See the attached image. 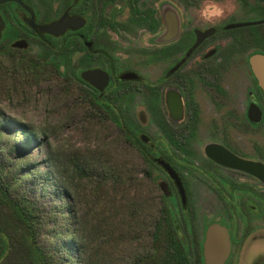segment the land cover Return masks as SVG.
I'll list each match as a JSON object with an SVG mask.
<instances>
[{
    "label": "flooded vegetation",
    "instance_id": "af4514ba",
    "mask_svg": "<svg viewBox=\"0 0 264 264\" xmlns=\"http://www.w3.org/2000/svg\"><path fill=\"white\" fill-rule=\"evenodd\" d=\"M180 1L0 0V68H7L4 59L27 52L33 44L73 42L77 96L90 106V116L99 114L119 124L157 125L159 135L154 140L141 136L142 146L134 148L144 175L149 177L148 169L156 165L167 178L170 190L161 189V197L171 195L178 201L186 231L195 218L189 203L199 196L192 190L195 182L202 183V263L205 231L216 223L228 236L221 264H264V134L257 131L264 123V97L249 65L251 53L241 60L240 50L245 42L255 44L264 16L189 27ZM186 1L187 7L199 11L200 2ZM65 17L77 19L75 27L67 26L59 34L44 29ZM246 22L254 23L227 27ZM99 30L110 32L109 50L98 47ZM98 57L104 64L95 63ZM93 69L108 75L103 89L82 77ZM257 112L260 120L254 121ZM165 164L176 172L185 202Z\"/></svg>",
    "mask_w": 264,
    "mask_h": 264
},
{
    "label": "rangeland",
    "instance_id": "374dc122",
    "mask_svg": "<svg viewBox=\"0 0 264 264\" xmlns=\"http://www.w3.org/2000/svg\"><path fill=\"white\" fill-rule=\"evenodd\" d=\"M195 1L201 4L199 11L195 7H187L186 0L180 1L184 4L182 14L188 26L206 27L232 19L264 16L260 10V6H264L263 0H248L246 5L241 4L244 0ZM251 2L256 5L257 12L253 11ZM100 32L98 47L109 50L106 38L111 34L107 31L104 35V30V33ZM242 33L245 34V29ZM228 34L224 32L222 35ZM257 34L264 38V25H258ZM244 44L240 46L241 60L247 53L253 54L255 49L249 42ZM74 46L73 43V51ZM71 58L68 68L57 67L50 56L47 57L45 46L33 44L27 52L4 59L8 62L7 68H0V127L4 126L0 146H9L8 142H14L19 134L6 128L8 120L26 125L24 129H32L30 132L38 140L27 149L24 146L6 149L0 159L7 164L13 159L22 162L18 169L23 178L21 183L27 197L32 198L38 208L62 205L64 213L72 209L73 214L67 216V223L70 230L78 228L82 231L90 263L128 264L136 253L134 234L148 235L153 229L150 222L160 216L159 209L167 208L174 215L176 229L185 238L190 260L198 264V239L206 220L203 218L202 183L195 182L192 190L199 196L189 203L195 218L193 228L186 231L178 216V201L171 195L164 200L161 197V189L170 190L161 169L151 165L148 169L150 176L144 175L145 167L135 146L123 137L126 130L139 139L145 136L154 140L159 135L157 125L148 121L116 124L99 114L90 116V106L84 101L80 103L77 96L75 51ZM95 63L101 65L104 60L98 57ZM240 67L244 68L245 64ZM135 98L138 101L144 99L143 96ZM115 110L122 112L118 107ZM257 131L264 134V123L257 127ZM39 139H43L44 144ZM259 142L263 144L260 138ZM181 172L186 173L184 169ZM134 205L140 209L138 217ZM23 225L14 210L0 200V228L8 241L0 264H25L29 258V240L25 237ZM156 247L162 249L163 245L159 242Z\"/></svg>",
    "mask_w": 264,
    "mask_h": 264
},
{
    "label": "trees",
    "instance_id": "16d2710c",
    "mask_svg": "<svg viewBox=\"0 0 264 264\" xmlns=\"http://www.w3.org/2000/svg\"><path fill=\"white\" fill-rule=\"evenodd\" d=\"M72 45L73 42H50L45 46L46 55L50 56L57 67L68 68L72 63L71 56L74 52ZM254 47L252 53H264V38L260 34L256 35ZM25 126L9 120L6 122V128H11V132L16 131L19 134L16 135L14 142H8L9 146H0V158L4 156L1 153L6 149L9 151L18 146L27 149L28 145L37 142V137L30 132L32 129L25 130ZM3 127V125L0 127V136ZM123 137L135 147L142 146L136 134H123ZM39 140L44 144L43 139ZM52 162L56 167V163ZM21 164V161L15 159L10 160L8 164L0 159V200L14 210L20 223L25 226V237L29 240V258L25 264H92L87 259V247L82 231L78 228L70 230L67 223V216L73 214L72 209L64 213L62 205L49 209L38 208L32 198L27 197L26 189L21 183L23 178L18 172ZM64 189L67 190L66 185ZM134 207L138 217L141 213L140 209L136 205ZM159 213L161 218L159 216L150 222L153 229L148 235L134 234V239L137 241V247L134 249L136 253L128 264H193L188 256L185 238L175 227L173 213L167 208H160ZM40 237L43 238L40 240ZM159 242L163 245L162 249L156 247ZM7 243V238L0 228V258L7 250ZM198 248L200 255L201 243L198 244ZM198 261V264H203L199 257Z\"/></svg>",
    "mask_w": 264,
    "mask_h": 264
},
{
    "label": "water",
    "instance_id": "95a60500",
    "mask_svg": "<svg viewBox=\"0 0 264 264\" xmlns=\"http://www.w3.org/2000/svg\"><path fill=\"white\" fill-rule=\"evenodd\" d=\"M76 23L77 19H69L68 17H65L60 21H57L47 27H44V29L49 33L59 34L62 33L65 27L67 26L75 27ZM252 23L254 22L236 23L231 24L227 27H239ZM248 60L250 68L254 76L256 77V80L264 97V53H253L249 56ZM82 77L99 89H103V87L107 84L108 81V75L101 69L84 71L82 72ZM259 120L260 113L257 112V119L255 118L254 121ZM165 168L169 172V175L176 180L177 185L179 186L182 201L185 202L184 190L181 186L180 180L176 172L168 164H165ZM257 169V171H259L260 166H258ZM227 250L228 236L226 230L216 223L209 225L205 231L202 246L204 264H221L225 259Z\"/></svg>",
    "mask_w": 264,
    "mask_h": 264
}]
</instances>
